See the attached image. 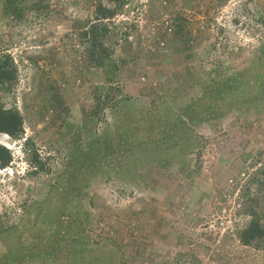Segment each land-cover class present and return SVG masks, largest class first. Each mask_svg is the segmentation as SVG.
Returning a JSON list of instances; mask_svg holds the SVG:
<instances>
[{
    "label": "rangeland",
    "instance_id": "rangeland-1",
    "mask_svg": "<svg viewBox=\"0 0 264 264\" xmlns=\"http://www.w3.org/2000/svg\"><path fill=\"white\" fill-rule=\"evenodd\" d=\"M19 6L0 0V104L24 129L0 170V264H264V238L238 242L264 228V0Z\"/></svg>",
    "mask_w": 264,
    "mask_h": 264
},
{
    "label": "trees",
    "instance_id": "trees-1",
    "mask_svg": "<svg viewBox=\"0 0 264 264\" xmlns=\"http://www.w3.org/2000/svg\"><path fill=\"white\" fill-rule=\"evenodd\" d=\"M19 0H2V12L5 16L19 17L20 8ZM114 13L110 9H106L101 5L96 7L94 13L95 22L92 23L86 32L84 38L88 39L87 43L95 55L105 54L106 49L102 44V40L107 36V28L102 24L103 21L112 18ZM92 53V58H95ZM16 80V70L8 59L0 60V88L9 92ZM0 135H6L13 141L23 138V119L15 108H4L0 104ZM25 151L30 157V164L35 172H44V165L41 163L35 149L30 145V141L24 142ZM13 156L9 149L0 145V170L6 169L12 162ZM264 238V228L260 225L259 220L254 216L249 225L239 232L238 242L243 247H250L252 243ZM126 264V263H124Z\"/></svg>",
    "mask_w": 264,
    "mask_h": 264
},
{
    "label": "water",
    "instance_id": "water-1",
    "mask_svg": "<svg viewBox=\"0 0 264 264\" xmlns=\"http://www.w3.org/2000/svg\"><path fill=\"white\" fill-rule=\"evenodd\" d=\"M2 136V138L4 139H8L9 137L8 136H6V135H1ZM0 145H2V146H4L5 148H7V149H9V146H7V145H5L4 143H2L1 141H0Z\"/></svg>",
    "mask_w": 264,
    "mask_h": 264
},
{
    "label": "bare ground",
    "instance_id": "bare-ground-1",
    "mask_svg": "<svg viewBox=\"0 0 264 264\" xmlns=\"http://www.w3.org/2000/svg\"><path fill=\"white\" fill-rule=\"evenodd\" d=\"M0 140L2 141V143H5V145L8 144V143H7V139H5V138L3 139L2 136L0 137Z\"/></svg>",
    "mask_w": 264,
    "mask_h": 264
}]
</instances>
